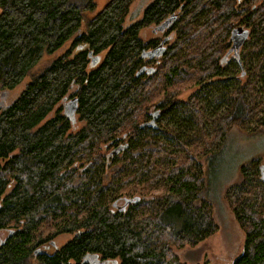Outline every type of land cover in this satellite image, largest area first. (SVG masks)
Returning <instances> with one entry per match:
<instances>
[{"label": "trees", "instance_id": "trees-1", "mask_svg": "<svg viewBox=\"0 0 264 264\" xmlns=\"http://www.w3.org/2000/svg\"><path fill=\"white\" fill-rule=\"evenodd\" d=\"M132 1L108 0L87 16L94 0H0L1 87H15L44 53L69 41L0 108V264H90L87 256L101 264H185L173 247L194 246L218 229L208 163L232 127L264 134V0H153L126 25ZM173 11L174 36L140 73L142 49L160 40L145 42L140 30ZM237 25L250 33L241 64L238 56L223 59ZM89 51L100 58L93 66ZM74 97L77 130L62 107ZM212 97L222 110L207 108ZM156 110V123L170 116L173 125L141 126ZM185 117L202 149L182 135ZM259 171L252 159L242 163L224 190L244 232L230 264H264ZM62 233L71 238L45 251Z\"/></svg>", "mask_w": 264, "mask_h": 264}, {"label": "rangeland", "instance_id": "rangeland-1", "mask_svg": "<svg viewBox=\"0 0 264 264\" xmlns=\"http://www.w3.org/2000/svg\"><path fill=\"white\" fill-rule=\"evenodd\" d=\"M107 1L108 0H94L95 6L91 12L86 13L87 16L98 12ZM150 1L153 0H133L128 15L126 16L125 24L127 25L137 21L142 16L144 9ZM235 2H237V0H235ZM242 18L243 15L240 16V19ZM152 26L153 25L150 24L145 27L142 32L140 31V36L143 37L144 41L153 40L158 36L157 33L152 31ZM68 42L69 41H66L59 49L52 53H44L37 64L15 87L4 88L1 87L0 84V108L12 102L30 82L33 75L38 74L68 47ZM240 57L243 56L240 55ZM257 89L258 87L255 90ZM263 89L262 91L264 92ZM194 90L195 88L184 90L179 97L185 99ZM216 94L217 93L215 92V96L219 95V93ZM67 101L68 100L62 103V107L64 105L65 108ZM221 101L222 100L219 98H209L207 100V108L210 111L213 109L215 111L222 110L224 106ZM154 106L155 105H152L150 110H152ZM185 120H187L185 121L186 126L181 128V131H183L182 135L189 136L188 142L196 141L195 143L198 149H200L203 142L198 128L191 126L188 117H185ZM173 121L174 119H171L170 116H165L164 118L159 119L157 123L158 125L167 126L173 125ZM82 124V122L76 121L75 119V123L72 124V130H77ZM162 126H159L156 134L163 139L164 136H162L160 131ZM253 126L254 122H251L247 127L250 129ZM210 127L211 124H207L206 130H209ZM210 135L211 134H209V136ZM214 149L217 148L214 147ZM254 158L256 160H254ZM251 159L256 161L257 173L259 176V166L264 165V134L251 136L248 131L242 130L236 126L232 127L222 143L221 152L208 163L209 167L206 175L208 179L207 198L211 203V212L218 225V229L194 246L185 245L183 247H173V250L180 261L185 264H230L233 258L240 253L244 240V232L236 221L226 200H224L223 194L225 188L229 184L235 183L240 178V165ZM197 162L201 167H204L205 161L203 157H198ZM262 172L264 176V168L261 173ZM49 229L50 228L46 229L45 232H48ZM70 238V234H58L50 239L51 241H54L53 245H49L50 240H47L48 242L45 243L48 244L44 243L43 247L49 245L50 247L45 248V251L52 252L55 248L60 247ZM31 263L37 264L34 258L31 259Z\"/></svg>", "mask_w": 264, "mask_h": 264}, {"label": "flooded vegetation", "instance_id": "flooded-vegetation-1", "mask_svg": "<svg viewBox=\"0 0 264 264\" xmlns=\"http://www.w3.org/2000/svg\"><path fill=\"white\" fill-rule=\"evenodd\" d=\"M242 1L243 0H237V2L238 3H242ZM151 2V1H150ZM149 2V3H150ZM256 5V2H254L252 5H251V8H253L254 6ZM178 14H179V12L178 11H173V12H171L170 14H168V15H165L161 20H159L158 22H157V24H153V26H152V31L154 32V33H157V35L158 36H156V38H160V40H159V43H158V45L157 46H155L154 44L153 45H151L150 47H145V48H143L142 49V51H141V57L146 61V64H143L141 67H145L144 68V70H143V72L144 73H148L149 71H151V69H152V66H153V64H155V58H157L158 56H159V54L163 51V49L165 48L164 47V45H165V43L167 42V40L169 39V36L170 37H173L174 36V28H173V24H174V22H175V20L177 19V17H178ZM168 18H170V20L168 21V23H167V25L165 26V28L164 29H159V25H161L165 20H167ZM234 27V26H233ZM232 27V28H233ZM145 28V27H144ZM143 28V29H144ZM231 28V29H232ZM143 29H141L140 31L142 32V30ZM231 29H230V31H229V37H230V32H231ZM229 41H230V38H229ZM146 42V41H145ZM230 45H229V47L231 46V41H230V43H229ZM229 47H228V49H229ZM160 49V50H159ZM227 49V50H228ZM154 50H158V54H155V51ZM227 50H226V52H227ZM240 52H241V49H240ZM239 52V54L238 55H235L233 52H230L229 54H228V58L229 57H231V56H233V57H236L237 58V56H238V58H237V61H238V59H239V57H240V53ZM227 58V59H228ZM151 63H153V64H151ZM238 63H239V61H238ZM75 123V122H74ZM74 123H72V124H74ZM93 258L92 257H86V258H84V261H87V262H89L90 264H101V263H94L93 262V260H92Z\"/></svg>", "mask_w": 264, "mask_h": 264}, {"label": "water", "instance_id": "water-1", "mask_svg": "<svg viewBox=\"0 0 264 264\" xmlns=\"http://www.w3.org/2000/svg\"><path fill=\"white\" fill-rule=\"evenodd\" d=\"M247 36H248V30H244L240 26L232 29L231 35H230V39L232 40V47L239 49V47L242 45V43L247 38ZM154 51H155V54H158V50H154ZM98 61H99L98 58H93L92 66L95 65ZM75 102H76L75 99H72V101L69 104L65 105L64 112L66 113V115L68 114L69 116L72 117V114L74 112ZM158 117H159V111L156 110L152 113V117L146 125L152 128H156L157 127L156 120ZM125 146L126 144L121 145L119 146L118 149L113 150V152H118L120 149L124 148ZM263 168H264V165H261L260 166L261 171ZM261 176L264 179L263 172L261 173ZM35 253H37V251H35Z\"/></svg>", "mask_w": 264, "mask_h": 264}, {"label": "bare ground", "instance_id": "bare-ground-1", "mask_svg": "<svg viewBox=\"0 0 264 264\" xmlns=\"http://www.w3.org/2000/svg\"><path fill=\"white\" fill-rule=\"evenodd\" d=\"M169 20H170V18H168V19L165 20L161 25H159V29H164L165 26L167 25V23H168ZM238 26H240V27H241L242 29H244V30H248V36H247V38L244 40V42L242 43V45L239 47V49H236V48L232 47V40L230 39V41H231V46L229 47V49L227 50V52L224 54V56H223V59H224V60L228 58V54H229L230 52H233L235 55H238L239 52H240V49L242 48V46L244 45V43L249 39V34H250V33H249V29H248L247 27H245L244 25H237V26H234L232 29H234L235 27H238ZM232 29H231V31H232ZM230 35H231V32H230ZM229 38H230V37H229ZM159 50H160V49H159ZM158 53H159V52H158ZM89 55L91 56V63H92V61H93V58H98V59L100 60L99 56H98V55H94V56H93L91 51H89ZM141 55H142V54H141ZM238 61H239V64H241V60L238 59ZM144 68H145L144 66L141 67L140 70H139V72L142 73L143 70H144ZM73 99H75V101L77 102V98H76V97H74ZM71 101H72V99L69 100V102L67 101L66 103L69 104ZM67 104H66V105H67ZM159 115H160V112H159ZM67 116H69V115L67 114ZM70 118H71V122L74 123V122H75V119H76L75 111L73 112L72 117L70 116ZM158 118H159V117H158ZM158 118H157V119H158ZM148 122H149V121H147V122H143V123L141 124V126H148V125H146ZM260 166H261V165H260ZM260 166H259V167H260ZM51 243L54 244V241H51ZM44 248H46V247H44ZM35 251H37V253H39L40 251H43V249H42V247H38V248L35 249ZM34 253H35V252H34ZM37 253H35V255H36Z\"/></svg>", "mask_w": 264, "mask_h": 264}]
</instances>
